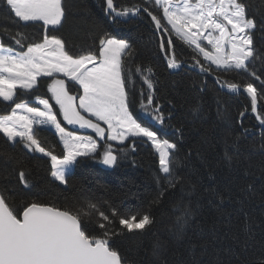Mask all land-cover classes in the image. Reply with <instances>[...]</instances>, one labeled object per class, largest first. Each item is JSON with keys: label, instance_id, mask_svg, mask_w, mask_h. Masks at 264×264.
<instances>
[{"label": "trees", "instance_id": "16d2710c", "mask_svg": "<svg viewBox=\"0 0 264 264\" xmlns=\"http://www.w3.org/2000/svg\"><path fill=\"white\" fill-rule=\"evenodd\" d=\"M115 2L130 6L141 0ZM244 3L257 20L253 39L259 58L252 61L251 68L264 80V0ZM62 5V24L47 34L61 38L70 52L96 51L99 38L105 34L130 45L132 55L124 56V61L134 73L128 88L130 95L135 91L137 104L131 110L141 116V122L149 123L139 113V93L142 89L147 92L141 74L135 73L139 67L143 76L152 80L155 100L165 115L164 126L154 124V129L177 144L173 152L177 183L168 187L162 179L158 154L150 143L137 141L133 149V138H129L124 144L101 141V155L105 143H111L118 156L113 168H103L101 156L79 157L64 186L51 176L49 157L10 142L0 133V192L6 193L10 206L22 211L25 204L39 202L75 211L91 201L105 210L114 207L122 215H150V225L131 232L114 218L111 227L117 235L112 236L110 245L125 264L264 263V125L251 111L247 93L221 87L225 81L243 84L252 78L235 70L201 72L193 57L205 65L208 62L174 34L169 37L158 31L146 13L113 19L105 0H62ZM150 10L162 16L160 10ZM22 24L0 5V39L10 43L9 36L21 30ZM23 30L34 42H40L45 34L41 24L29 23ZM169 38L173 45L168 54L175 52L181 62L177 69L167 67L166 53L160 48L161 41ZM11 46L20 51L14 42ZM49 83L51 78L41 77L37 95L49 98ZM66 83L72 93L82 94L79 86ZM255 84L259 86L260 81ZM17 92V102L36 106L31 93ZM50 103L54 105V101ZM11 107L14 105L0 99V115L9 114ZM54 110L58 112V106ZM257 112L264 116V94H258ZM57 118L69 131L87 132L73 129L59 114ZM34 128L42 146L63 155V144L52 129ZM21 170L26 173L29 189L19 181ZM178 217H183L182 227ZM85 223L95 228L89 220Z\"/></svg>", "mask_w": 264, "mask_h": 264}, {"label": "snow or ice", "instance_id": "6c2138e0", "mask_svg": "<svg viewBox=\"0 0 264 264\" xmlns=\"http://www.w3.org/2000/svg\"><path fill=\"white\" fill-rule=\"evenodd\" d=\"M105 4L113 19L143 12L158 31L168 33L169 37L174 34L189 47L194 46L197 55L208 62L205 65L193 57L194 66H199L201 72L235 70L238 74H247L252 78L248 82L225 81L221 87L233 93L242 89L251 98V111L257 112L258 94H264V80L251 68L252 61L259 58L253 39L257 20L249 13L244 0H141L130 6H118L115 0H105ZM0 5L9 17L14 14L18 22H23L21 30L9 36L10 43L0 39V99L14 105L9 114L0 115V133L10 142L22 143L29 151L49 157L51 176L62 185L67 183L68 172L78 157L101 156L100 162L109 167L117 163L118 156L111 143H105L101 155L98 152L101 145L93 136L67 131L57 118L59 114L68 125L90 129L102 141L124 144L133 138V149L137 141L150 143L158 154L162 179L167 181L168 187H175L173 152L177 144L162 138L160 131L154 129V124L164 126L165 115L155 100L152 80L143 76L139 67L135 68V73H140L147 85V92L142 89L139 93V113L149 123L141 122V116L131 110L137 104L135 91L130 95L128 88L134 73L124 61V56L132 55L130 45L105 34L99 38L96 51L70 52L61 38L47 34L62 24V0H0ZM151 8L160 10L162 16ZM29 23L42 25L45 34L40 42H34L23 30ZM201 41H206L211 49ZM11 42L19 46L20 51L12 47ZM172 45L169 38L161 41L160 48L166 53L167 67L177 69L181 62L175 52L168 54ZM60 76L78 85L82 94L73 95L66 80L58 78ZM41 77L52 78L47 88L51 93L49 98L36 93ZM220 81L221 77L217 76L216 82ZM255 81H260V85ZM18 89L31 93L36 106L23 100L17 102ZM54 106H58V112ZM257 119L264 125V116L257 115ZM34 125L55 129L63 144V155L58 156L42 146ZM225 155L231 160L227 153ZM18 176L23 187L29 189L26 173L21 170ZM114 218L130 232L143 230L153 222L148 214L122 215L114 207L105 210L91 201H85L75 211L39 202L27 203L21 211L11 207L6 193L0 192V264H122L120 255L110 245L112 236L117 235L111 227ZM86 219L94 223L95 228H90ZM182 220L183 217L177 218L181 227Z\"/></svg>", "mask_w": 264, "mask_h": 264}, {"label": "rangeland", "instance_id": "374dc122", "mask_svg": "<svg viewBox=\"0 0 264 264\" xmlns=\"http://www.w3.org/2000/svg\"><path fill=\"white\" fill-rule=\"evenodd\" d=\"M201 43L202 44H204V45H207V42H205V41H201ZM194 47V46H193ZM207 47H208V49L210 50L211 49V46L210 45H207ZM50 78V77H49ZM58 78H62V79H65L66 81H67V78H65V77H62V76H60V77H58ZM52 79V78H51ZM70 82V81H69ZM72 83H74V82H72ZM78 86V85H77ZM73 95H75V94H73ZM35 126V125H34ZM41 127H48V128H50V129H52L54 132H55V129L53 128V127H50V126H41ZM67 131H69L68 129H66ZM89 132H87V133H78V134H81V135H91V136H93V138L94 139H96L97 140V142H98V144L100 145L101 144V141L102 140H100L98 137H96L95 136V133H93L90 129H87ZM56 133V132H55ZM58 135V134H57ZM59 136V135H58ZM114 142H116V141H114ZM79 158V157H78ZM77 158V159H78ZM74 168H75V165H73L71 168H70V170H69V172H68V175H70L73 171H74ZM67 175V176H68ZM67 179V178H66ZM59 182V181H58ZM60 183V182H59ZM64 186L65 185H67V183L66 184H63Z\"/></svg>", "mask_w": 264, "mask_h": 264}, {"label": "water", "instance_id": "95a60500", "mask_svg": "<svg viewBox=\"0 0 264 264\" xmlns=\"http://www.w3.org/2000/svg\"><path fill=\"white\" fill-rule=\"evenodd\" d=\"M257 108H258V105H257ZM255 114L258 115V112H256ZM71 126L74 127V128H78V126H73V125H71ZM78 129H79V128H78ZM102 166H103V168H105V169H111V168L114 167V165L111 166V167H109V166H107V165H104L103 163H102ZM121 261H122V260H121ZM122 264H125V263L122 262ZM254 264H264V263H254Z\"/></svg>", "mask_w": 264, "mask_h": 264}]
</instances>
